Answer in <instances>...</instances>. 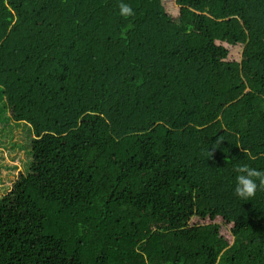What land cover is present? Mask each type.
Returning a JSON list of instances; mask_svg holds the SVG:
<instances>
[{"label": "trees", "instance_id": "trees-1", "mask_svg": "<svg viewBox=\"0 0 264 264\" xmlns=\"http://www.w3.org/2000/svg\"><path fill=\"white\" fill-rule=\"evenodd\" d=\"M0 97V264H264V0H0Z\"/></svg>", "mask_w": 264, "mask_h": 264}, {"label": "rangeland", "instance_id": "rangeland-1", "mask_svg": "<svg viewBox=\"0 0 264 264\" xmlns=\"http://www.w3.org/2000/svg\"><path fill=\"white\" fill-rule=\"evenodd\" d=\"M3 104L0 97V197L10 190L19 173H26L31 140L28 126L13 122ZM221 233L228 236L225 230Z\"/></svg>", "mask_w": 264, "mask_h": 264}, {"label": "bare ground", "instance_id": "bare-ground-1", "mask_svg": "<svg viewBox=\"0 0 264 264\" xmlns=\"http://www.w3.org/2000/svg\"><path fill=\"white\" fill-rule=\"evenodd\" d=\"M199 161V160H198ZM203 162V161H202ZM201 209V208H200ZM208 231V230H207Z\"/></svg>", "mask_w": 264, "mask_h": 264}]
</instances>
